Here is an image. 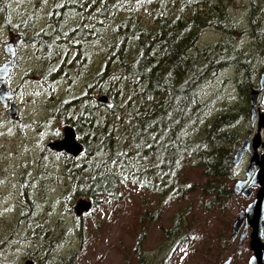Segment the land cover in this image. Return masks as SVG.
I'll return each mask as SVG.
<instances>
[{
    "label": "trees",
    "instance_id": "trees-1",
    "mask_svg": "<svg viewBox=\"0 0 264 264\" xmlns=\"http://www.w3.org/2000/svg\"><path fill=\"white\" fill-rule=\"evenodd\" d=\"M58 1L48 29L25 41L47 63L62 60L66 79L69 72L89 79L84 93L61 102L56 111L57 116L64 112V122L83 148L76 157L59 152L68 199L84 197L96 206L103 198L114 199L120 185L134 182L160 207L191 192L200 197L196 210L222 212L235 175L230 157L248 112L245 105L226 108L227 103L215 110L207 86L220 80L223 68L235 66L223 86L232 84L246 100L254 69L246 52L231 48L229 41L201 48L195 41L206 26L231 35L252 28L251 36L260 40L264 0L263 9L251 0L248 22L239 31L233 14L215 0ZM138 4L145 8L141 15L134 7ZM93 92L105 94L110 104L97 103ZM191 167L200 175L197 181L184 180ZM171 223L163 230L165 239L176 244L191 239L184 233L187 211L175 212Z\"/></svg>",
    "mask_w": 264,
    "mask_h": 264
},
{
    "label": "rangeland",
    "instance_id": "rangeland-1",
    "mask_svg": "<svg viewBox=\"0 0 264 264\" xmlns=\"http://www.w3.org/2000/svg\"><path fill=\"white\" fill-rule=\"evenodd\" d=\"M257 2L255 6L263 9L262 0ZM215 3L233 14L236 31L246 27L245 11L251 7V0H215ZM59 4L55 0H0V63L6 58L2 43L15 34L22 37L17 47L18 62L5 83L14 94L16 119L8 116L7 107L0 104V264H22L25 259L33 264H221L227 255L232 258L229 264H245L249 232L240 243L237 236L230 240L229 232L238 210L251 195L245 198L232 194L223 201V211L213 215L196 210L198 193H186L160 207L152 195L128 182L119 186L114 199L103 198L88 212L74 215L72 205L77 198L68 199L61 154L51 150L47 143L61 139L64 128L70 126L63 120V111L57 116L58 104L84 93L89 79L81 80L70 72L66 79L62 75V60L58 59V64L57 60L47 63L25 41L48 29L51 9ZM134 7H138L139 15L145 11L139 4ZM252 31L250 28V33L231 35L206 26L195 41L197 48L216 42L226 46L229 41L231 48L238 46L245 51L250 58L248 67L254 69L248 91L258 88V74L264 69V55L258 51L263 39H255ZM93 58L95 62L96 56ZM51 71L54 74L48 80L46 75ZM235 73V66H227L219 72L220 80L207 86L215 110H221L220 104L227 103L226 108L245 105L248 112V91L243 100L232 84L223 86L224 78L227 80ZM91 94L94 99L98 97L94 92ZM258 111L264 112V106L259 104ZM248 115L249 112L239 125L241 139L250 129L251 134L255 132ZM260 135L264 142V136ZM45 147L46 152L42 150ZM257 151L264 152L260 148ZM247 158L245 152L234 168L230 186L235 178L243 177ZM185 176V181L200 178L192 167ZM256 188L252 187V193ZM177 211L188 212L189 223L184 233L191 239L186 243L176 244L164 237L163 230L172 224ZM80 225L83 227L79 237Z\"/></svg>",
    "mask_w": 264,
    "mask_h": 264
},
{
    "label": "water",
    "instance_id": "water-1",
    "mask_svg": "<svg viewBox=\"0 0 264 264\" xmlns=\"http://www.w3.org/2000/svg\"><path fill=\"white\" fill-rule=\"evenodd\" d=\"M20 34H15L11 39L2 43V50L6 58L0 63V104L7 107L6 114L12 119H16V107L14 105L13 92L5 86L13 66L14 56L18 47ZM260 51L264 55V37L262 38ZM257 89H251L247 94L249 100L248 119L249 123L255 125V132L250 131L244 135L234 147L230 160L232 165L240 163V159L246 152L248 162L244 168L242 178H235L232 182L231 192L233 195L240 194L247 198L253 196L247 204L238 210L235 218L230 224L229 239L233 240L237 236V242H240L248 234V248L251 253L247 264H264V245L261 241L263 235L264 222V152H258L257 148L264 149V142L261 141V135L264 136V112L258 111L259 104L264 106V69L258 74ZM96 102L109 105L110 100L105 94H100ZM53 150H59L73 157H76L82 151L81 143L75 138L74 131L70 126L64 128L61 139L52 143H47ZM252 187H257L252 193ZM91 208V202L79 197L72 205L74 215L78 217L82 212H88ZM229 258H226L221 264H227ZM22 264H33L32 261L25 259Z\"/></svg>",
    "mask_w": 264,
    "mask_h": 264
},
{
    "label": "flooded vegetation",
    "instance_id": "flooded-vegetation-1",
    "mask_svg": "<svg viewBox=\"0 0 264 264\" xmlns=\"http://www.w3.org/2000/svg\"><path fill=\"white\" fill-rule=\"evenodd\" d=\"M17 49H18V48H17ZM18 50H19V49H18ZM16 57H17V50H16V53H15V56H14V61H13V66H12L11 71H13V68H15V66H16V64H17V62H18ZM11 71H10V73H12ZM13 96H14V94H13ZM261 141H262V140H261ZM258 148H259V147H258ZM262 150H264V149H262ZM53 151H56L57 153L60 152L59 150H55V149H53ZM60 153H63V152H60ZM262 231H263V235H262V237H261V241H262V243H263V245H264V222H263V230H262ZM244 238H245V237H244ZM244 238H243V239H244ZM241 241H242V240H241ZM241 241H240V242H241ZM240 242H239V243H240ZM248 252H249V254L247 255V257H246V259H245V264H247V260H248V258H249L250 253H251V251H250L249 248H248ZM226 257L229 258V262L227 263V264H229L232 258H231L229 255L225 256V258H226ZM221 262H222V261H221Z\"/></svg>",
    "mask_w": 264,
    "mask_h": 264
},
{
    "label": "bare ground",
    "instance_id": "bare-ground-1",
    "mask_svg": "<svg viewBox=\"0 0 264 264\" xmlns=\"http://www.w3.org/2000/svg\"><path fill=\"white\" fill-rule=\"evenodd\" d=\"M98 103V102H97ZM80 156V155H79ZM81 217V216H80Z\"/></svg>",
    "mask_w": 264,
    "mask_h": 264
}]
</instances>
